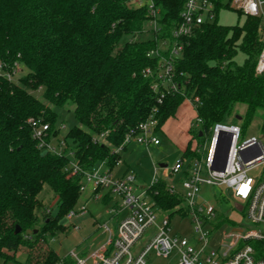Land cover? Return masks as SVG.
<instances>
[{
	"label": "trees",
	"instance_id": "16d2710c",
	"mask_svg": "<svg viewBox=\"0 0 264 264\" xmlns=\"http://www.w3.org/2000/svg\"><path fill=\"white\" fill-rule=\"evenodd\" d=\"M186 1L154 0L160 28L146 35L148 8L135 7L131 0H0V60L9 68L19 61L27 69L17 81L0 76L4 263L17 261L21 250L26 254L23 264H75L60 256L47 239L80 197L81 175L68 176L70 162L88 170L105 161L113 170L122 153L113 147L121 146L126 133L152 114L162 128L189 98L208 130L243 105L244 116H239L245 119L244 126L262 114L264 132V74L256 72L264 45L259 17L247 16L243 26H229L218 16L196 28L175 62L181 90L158 101L152 77L145 76L146 69L156 70L158 58L148 52L171 38ZM223 8L229 7L218 0V15ZM240 52L243 63L236 59ZM71 107L77 123L64 139L74 157L39 149L29 119L50 124L57 135V109ZM190 143L183 156H191ZM45 185L58 197L56 214L43 208L39 199ZM154 189L164 209L187 213L181 207L183 199L168 193L166 181ZM108 201L106 197L104 203ZM41 208V227H36Z\"/></svg>",
	"mask_w": 264,
	"mask_h": 264
},
{
	"label": "built area",
	"instance_id": "2783aa9c",
	"mask_svg": "<svg viewBox=\"0 0 264 264\" xmlns=\"http://www.w3.org/2000/svg\"><path fill=\"white\" fill-rule=\"evenodd\" d=\"M217 1L187 0L181 13V22L173 30L171 38L163 39L148 52V56L158 58L156 70L146 69L145 76L152 77V87L159 102L171 91L181 90L175 62L183 54L185 41L195 29L216 20ZM222 1L246 17H259L264 31V0ZM131 4L148 8L150 19L145 33L149 35L152 30H159V10L154 0H131ZM26 71L25 65L19 61L9 68L0 60V76L8 80H19ZM256 72L258 75L264 74V45ZM186 101L197 112L194 102L189 98ZM29 124L39 149L74 157L73 150L64 138L54 145V137L58 134L55 135L50 124L35 118H30ZM202 124V118L195 116L190 129L191 156H183L172 167H155L153 178L146 185L139 184L137 175L132 171L116 177L113 170H103L105 161L88 170H83L77 161H71L68 176L81 175L80 194L86 192L89 185L91 190L86 202L90 199L104 202L107 197V204L110 205L106 213L111 215L112 222L100 224L106 238L104 242L83 253L73 249L66 256L75 264H148L146 257L151 252L158 257L169 258L175 251L174 264H264V141L255 135L244 139L238 124L222 122L208 130ZM159 130L158 119L152 114L131 128L123 144L113 147V150L121 153L123 146L130 144L157 146L160 144L156 136ZM107 134H101L99 140ZM225 161V168L222 169ZM257 168L262 169L257 177L249 174ZM179 174L183 192L174 184V178ZM161 180L167 182L170 195L183 199L182 206L186 214L176 211L172 214L158 203L160 193L154 187ZM203 185L214 189L217 203L233 202L231 214L220 211L214 202L197 200ZM217 189L221 192L217 193ZM87 212L84 203L78 209H72L66 218L72 221ZM233 213H240L241 217L236 218ZM121 214L122 217H119ZM175 215L192 217L194 240L173 232L171 219ZM73 226L75 229L80 228ZM217 232H221L219 241L212 246ZM143 236L147 244L134 250Z\"/></svg>",
	"mask_w": 264,
	"mask_h": 264
},
{
	"label": "rangeland",
	"instance_id": "374dc122",
	"mask_svg": "<svg viewBox=\"0 0 264 264\" xmlns=\"http://www.w3.org/2000/svg\"><path fill=\"white\" fill-rule=\"evenodd\" d=\"M227 1V0H226ZM219 22L224 25H240L243 26L246 16L237 10L231 8H223L219 12ZM148 35L147 33H145ZM244 54L239 53L236 57L239 63L244 62ZM186 103V99L183 103ZM182 103V104H183ZM181 104V105H182ZM185 105L181 107L183 109ZM186 110L194 117V112L190 110L187 106ZM58 111V121L56 124L57 129H59L60 133L57 137H54V145L57 144L56 141L64 138L68 131L77 123V120L73 113V108L71 107L69 110L66 109H57ZM245 113V106L237 105L235 111L232 115L228 116L224 122L226 124H238L242 128V137L244 139L250 136H257L264 141V132H262V121L263 117L262 114L258 115L250 125L244 126L245 119H238L237 115L244 116ZM195 118V117H194ZM182 117H180V112L175 117H172L165 125V132L162 128L156 133L157 138L161 141L160 145H150L149 147L137 144H130L125 151L121 153V160L120 162L114 167L113 174L114 176L118 177L125 174L128 171H132L137 175V182L141 185L148 184L154 175L155 167L160 166V164L164 163L169 165L170 167L174 166L177 161H179L182 157L184 152L181 150L178 145L183 142H187L188 138L184 132L183 128L181 129ZM163 127V126H162ZM182 130V132L180 131ZM166 133L172 136L169 137ZM70 142V141H69ZM190 142V141H189ZM71 143V142H70ZM191 145V143H190ZM108 166L106 165L103 170L107 169ZM262 172L261 168H257L251 170L249 174L254 177H257ZM174 184L176 188L183 192L182 182L180 181V174L175 176ZM91 187L87 185V191L80 194L77 209L82 206L84 203L88 208V212L80 215L74 220H69L68 218L63 217L61 224L62 226L58 229H54L55 234L49 233L47 235V239L50 245L55 249V251L60 256H66L71 250L75 249L78 253H83L88 251L89 249L95 247L101 242L105 241V234L100 227V224L104 222H112L111 215L106 213L107 208L110 204L102 202V200L95 201L93 199L88 200L86 202L89 191ZM217 193H220V189L216 190ZM39 199L42 202L43 208L50 207L52 209L53 214H56L58 211V197L52 191V189L45 185L42 192L39 194ZM102 199V198H101ZM197 200L199 202L211 201L214 202L218 209L225 214H231V208L233 207L232 201H221L217 203L214 200V189H210V186L203 185L200 188L198 193ZM183 208V206H181ZM42 208L39 210V219L36 223V227H41V220L43 215L41 213ZM126 213V212H125ZM233 216L236 218H240V213H233ZM122 217V214L119 216ZM111 224V223H110ZM73 225H77L80 227L79 229H75ZM171 226L174 233L178 235H183L191 240H194V223L192 221V217L190 215L181 217L180 215H175L171 219ZM151 230V229H150ZM221 232H217V235L211 242V245H215L219 241V237ZM147 244V239L143 236L137 243L136 247L143 246ZM26 258V254L24 251H18L16 255L17 261L8 260L4 263V259L0 258V264H23ZM148 264H174L176 262V252L174 251L173 254L169 258H162L158 257L154 252H151L146 257Z\"/></svg>",
	"mask_w": 264,
	"mask_h": 264
},
{
	"label": "crops",
	"instance_id": "0c3cea01",
	"mask_svg": "<svg viewBox=\"0 0 264 264\" xmlns=\"http://www.w3.org/2000/svg\"><path fill=\"white\" fill-rule=\"evenodd\" d=\"M183 105H185L184 107H183V109L181 110V107L183 106ZM189 107L190 108V110H192V112H194V115L196 116V112H195V110L193 109V106L187 101L186 103L184 102L180 107H179V109H178V111H177V114H178V112H180V117H182V120L180 121V122H182L181 123V129L183 128V130H184V132H182V130H180L183 134L185 133L186 134V136H187V138H188V140H187V142H185V143H183V142H181L179 145H178V147H180L181 148V150L183 151V152H185V150L187 149V146H188V144H189V140H190V129H191V124H192V121H193V119H194V117L186 110V107ZM176 114V115H177ZM170 120V119H169ZM168 120V121H169ZM167 121V122H168ZM166 122V123H167ZM166 123L163 125V127H162V129L163 128H165V125H166ZM163 131L165 132V130L163 129ZM166 135L169 137V139L171 138V140H172V136H170V134H168V133H166ZM160 144H161V141H160ZM159 144V145H160Z\"/></svg>",
	"mask_w": 264,
	"mask_h": 264
},
{
	"label": "water",
	"instance_id": "95a60500",
	"mask_svg": "<svg viewBox=\"0 0 264 264\" xmlns=\"http://www.w3.org/2000/svg\"><path fill=\"white\" fill-rule=\"evenodd\" d=\"M237 118L240 119L241 117L240 116H237ZM228 149H229V147H227L226 158H227V154H228ZM225 165H226V161H225V164L223 165L222 169L225 168ZM160 166L161 167H164V166H167V164L162 163V164H160ZM20 231H21V228L20 227H17L16 232H20Z\"/></svg>",
	"mask_w": 264,
	"mask_h": 264
}]
</instances>
